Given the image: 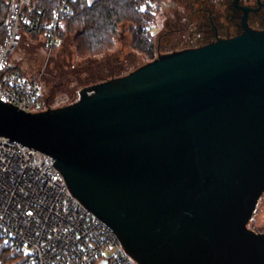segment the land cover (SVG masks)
<instances>
[{
	"label": "water",
	"instance_id": "95a60500",
	"mask_svg": "<svg viewBox=\"0 0 264 264\" xmlns=\"http://www.w3.org/2000/svg\"><path fill=\"white\" fill-rule=\"evenodd\" d=\"M244 29L71 105L0 103V136L52 157L140 264H264L248 228L264 194V31Z\"/></svg>",
	"mask_w": 264,
	"mask_h": 264
},
{
	"label": "built area",
	"instance_id": "2783aa9c",
	"mask_svg": "<svg viewBox=\"0 0 264 264\" xmlns=\"http://www.w3.org/2000/svg\"><path fill=\"white\" fill-rule=\"evenodd\" d=\"M76 1L59 0L47 22L43 5L12 0L8 39L0 45V103L23 113L46 111L40 99L41 79L11 70V59L24 34L44 30L52 50L58 28ZM0 241L19 255L8 264H139L119 235L72 193L52 157L4 136H0Z\"/></svg>",
	"mask_w": 264,
	"mask_h": 264
},
{
	"label": "rangeland",
	"instance_id": "374dc122",
	"mask_svg": "<svg viewBox=\"0 0 264 264\" xmlns=\"http://www.w3.org/2000/svg\"><path fill=\"white\" fill-rule=\"evenodd\" d=\"M214 1L169 0L157 13L154 23L149 27L156 43L155 59L159 55L160 45L161 51L164 52L173 48L182 49L204 44L206 42L205 36L200 40L196 38L202 26L197 28L195 25L196 23L202 24L205 22L207 16L201 12L203 9L210 8V4ZM182 15L188 17L194 23L191 29L184 31V34H182L187 37L191 32L190 36L192 38L185 42L172 31L178 29L179 25L182 24L178 20ZM120 33L121 36L116 40L115 45L111 49L88 60H81L77 57L72 36H69L59 47L53 50L44 47L43 37L32 38L23 44L22 48L13 55V58L21 62V69L26 75H35L41 79L43 109L61 108L69 105L73 101V98L76 99L77 92H75V89H78V91L83 89L84 91L85 89L93 88L96 84L89 83V81L85 83L84 79L87 78L88 73L86 75H84L85 73L77 74L73 68L70 70V66L78 65L84 68H99L104 74L103 77L107 81H111L114 78L127 76L151 62L146 55L132 49L131 33L128 26H121ZM161 40L162 42L160 43ZM59 61L65 65L64 73L69 72L68 75L59 76L57 71L53 73L52 79L42 76L44 72H53V68L55 69V65ZM113 72L116 73L114 74ZM79 79L83 82H80ZM93 80L95 81L96 79L94 78ZM78 95L81 96L80 93ZM249 226L264 233V194L258 202L254 217Z\"/></svg>",
	"mask_w": 264,
	"mask_h": 264
},
{
	"label": "trees",
	"instance_id": "16d2710c",
	"mask_svg": "<svg viewBox=\"0 0 264 264\" xmlns=\"http://www.w3.org/2000/svg\"><path fill=\"white\" fill-rule=\"evenodd\" d=\"M168 1L169 0H77L73 5V12L63 19L58 28L56 44L53 49L59 47L69 36H72L77 57L81 60H88L111 49L115 45L116 40L121 36L120 27L125 25L129 27L131 33L132 49L146 55L152 62L156 57V43L149 27L154 23L157 13ZM11 2L12 0H0V45L4 44L8 39V16L11 10ZM58 2L59 0H31L32 5H43L45 7V21L47 22L50 21L59 4ZM44 33L43 30L39 34H24L19 49L22 48L27 40L39 37H43L44 47L48 49ZM20 63L21 62H18L12 57L11 70H17L25 74L21 69ZM61 63L62 62L59 61L55 65L53 72H44L42 76L52 79L53 73L57 71L59 76L68 75L69 72L64 73L65 65H63V63L61 65ZM73 66L69 68L70 70L72 68L76 70L75 72L77 74L85 73L84 75H86L88 73L87 78L84 79L85 83L87 81L94 84L108 82L106 78L103 77L104 74L99 68H84L78 65ZM113 73L115 74L116 72ZM29 76L36 77L35 75ZM94 78L96 79L95 81L93 80ZM79 80L83 82L81 79ZM82 91L83 89L80 91L75 89V92H77L76 99L73 98V101L69 105L80 100L78 94ZM40 99L43 105V95ZM0 260L8 264L13 260H19V255H13L11 249L4 246L0 241Z\"/></svg>",
	"mask_w": 264,
	"mask_h": 264
},
{
	"label": "flooded vegetation",
	"instance_id": "af4514ba",
	"mask_svg": "<svg viewBox=\"0 0 264 264\" xmlns=\"http://www.w3.org/2000/svg\"><path fill=\"white\" fill-rule=\"evenodd\" d=\"M201 13L205 14L207 17L202 24L196 23L195 26H197V28L202 26V29L197 33L196 38L197 40H200L205 36L206 42L198 46H190L182 49L173 48L164 52L161 51L160 45L157 58L159 56L170 55L176 52L201 48L216 43L219 40H229L238 37L244 33V25L256 32L264 31V0H215L210 4V8L203 9ZM178 20L182 24L179 25L180 27L178 29L172 31L178 35V38H181L185 42L192 38V36H190L191 32L187 37L182 34H184V31L191 29L194 26V23H192L188 17L183 15ZM161 42L162 40L160 43ZM250 222L248 224L250 230L262 233L251 228L249 226Z\"/></svg>",
	"mask_w": 264,
	"mask_h": 264
}]
</instances>
